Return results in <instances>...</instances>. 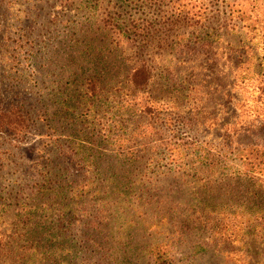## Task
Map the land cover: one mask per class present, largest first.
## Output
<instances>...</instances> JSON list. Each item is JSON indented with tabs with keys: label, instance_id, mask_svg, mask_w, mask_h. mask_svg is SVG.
Segmentation results:
<instances>
[{
	"label": "rangeland",
	"instance_id": "1",
	"mask_svg": "<svg viewBox=\"0 0 264 264\" xmlns=\"http://www.w3.org/2000/svg\"><path fill=\"white\" fill-rule=\"evenodd\" d=\"M18 109L21 132L0 130V264H150L155 238L173 264H264V173L200 161L264 146V0H0V112ZM84 183L108 202L90 228L74 213ZM53 201L65 238L25 239L16 213Z\"/></svg>",
	"mask_w": 264,
	"mask_h": 264
},
{
	"label": "trees",
	"instance_id": "2",
	"mask_svg": "<svg viewBox=\"0 0 264 264\" xmlns=\"http://www.w3.org/2000/svg\"><path fill=\"white\" fill-rule=\"evenodd\" d=\"M174 25H176V21ZM135 27L136 25L131 26L130 27L131 31H134ZM247 27L252 28L253 26L247 23ZM142 35L144 36L145 33L142 32ZM198 38H200V36ZM196 40L198 41L199 39H196ZM182 45H187V44L184 43ZM244 47L246 46L242 45L240 46L239 49H242ZM244 53L245 51H243L241 54H244ZM130 80H135L133 82V87L145 86L147 82H144V80H148V73L146 69L140 66L133 68L130 74ZM134 104H135L134 108H139V106L141 105L140 103H137V102H135ZM139 110L141 109L139 108ZM24 118L25 117L23 116V112L20 109L14 110L12 112H0V130L10 129V127L13 128L14 130H19L21 127L22 128L24 127ZM120 118H123V117L121 116ZM120 118H119L118 123H115L116 121L114 122L112 121V123L108 126L109 127H114L116 125L120 126L119 125V123L121 122ZM109 127L107 129L108 131L110 130ZM118 128H121V126ZM20 132L21 131L19 130V132L17 133H20ZM118 136H120V134ZM248 146H249L248 147L249 149H247L248 153L244 154V156H242L243 154L242 155L239 154V149H237V147L231 148L229 145L224 147V148L226 147L228 148L227 151L229 153L225 151H221V150H218V151L216 150L213 153H205L203 154V156H201L202 159L200 161L201 162L204 161L203 163H201V165H204V166L208 165V168H207L208 176L215 175L216 173L219 172L220 168L224 169V172L222 175H226L228 173L227 172L228 168H230L232 174L235 175L236 179L237 178L238 179H248V180L251 179L254 181V178H259L257 177L258 176L257 173L259 174L261 172L264 173V146H260L256 144H249ZM211 156H216L217 159H222V160L220 163H215L213 162V160H210ZM228 159L234 160V163L237 165L238 168H236V166L233 167V166L226 165ZM221 163H223L224 165H222ZM226 167L228 168L225 171ZM206 181L207 180L203 181L205 182V185H207ZM88 185L89 184L84 183L83 192L76 193L75 191H73V196H72L73 200L75 201L73 203L78 206L77 207L78 213L77 211H74V213L76 214L79 221L84 222V225L86 228L92 227V225H94L93 224L94 220H91L90 218L83 217V216L99 211L101 208H103L104 205L108 204V202H104L101 204L99 201V197L95 198V196H92L91 200L89 201L87 197L89 193H86V187ZM53 197L56 198V195H53ZM57 199L58 197L56 198V200ZM53 203H55L56 205H59V207L56 208L55 210L52 209V211L43 214V216L35 210L25 211V212L20 210L19 212L16 213V216L18 217V222L22 221V224H24V220H23L24 217L29 218V220L26 222V224H29L31 227L30 230L28 231L29 233L27 234L26 231L25 233L21 231V233H24L25 239H28V241L29 240L31 241L33 238L38 237L37 235H41V237L42 236L45 237V241L47 240L48 246L51 247L56 244H59L58 239L65 238L64 234L68 230L64 227L61 221L63 220V217L65 216V212L67 208H64L63 206L60 205V203H62L61 201H55V202L53 201ZM68 208H70V206ZM233 213H238V214L242 213L246 215L247 211H242L241 209H238L234 211ZM261 213L262 214L258 218L260 222H264V212H261ZM73 217L74 219H76L75 216ZM195 221L196 219H193L194 223ZM17 236L20 237V235H17ZM219 238L220 237L218 236L216 239L220 241ZM219 244L220 243L213 242V245L209 246L208 244H204L203 242L202 243L195 242L194 244L191 245V250L192 252H196V253L205 251V250L213 251L214 252L213 254H215L214 259L216 261V260H220L221 258L219 257V255H222L220 254L221 253L220 248L218 247ZM165 246H167L168 248L165 249L164 247H161L157 243L156 238L149 242V245L146 248L147 249L146 258H149L150 264H173V258H174L173 247L170 244H166ZM5 247H6L5 243L3 244L0 243V254L3 253ZM114 262L117 263L116 260H114ZM220 263L221 261H219V264Z\"/></svg>",
	"mask_w": 264,
	"mask_h": 264
}]
</instances>
